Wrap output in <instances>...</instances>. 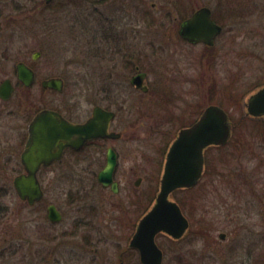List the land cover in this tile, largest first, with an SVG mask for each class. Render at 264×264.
Returning <instances> with one entry per match:
<instances>
[{"label":"rangeland","instance_id":"rangeland-1","mask_svg":"<svg viewBox=\"0 0 264 264\" xmlns=\"http://www.w3.org/2000/svg\"><path fill=\"white\" fill-rule=\"evenodd\" d=\"M201 4L210 7L224 25L217 41L218 60L212 69H201V94L190 82L181 81L175 90L166 85L176 95L161 101L154 112L171 111L189 120L195 112L193 105L198 109L215 104L229 114L235 127L231 142L206 152L207 172L198 185L172 195L182 203L190 222L182 240L174 243L160 236L156 242L164 252L163 264H264V119L246 118L243 109L247 96L264 85V0H195L193 7ZM117 7L113 1L100 0H54L50 8L41 0H0V15L6 23L0 34V53L8 48L0 79L10 76L16 60L32 67L38 82L44 76H59L64 88L58 99L66 102L74 94L75 114L80 119L88 117L94 105L106 104L103 89L121 93L128 104L142 100L125 82L117 55L103 49L106 28L117 22ZM36 51L40 56L32 60ZM110 74L114 78L107 82ZM27 97L29 109L38 107V83ZM174 134L175 130L150 126L123 133L115 144L126 148L133 135L138 152L122 155L121 164L141 170L120 177L117 194L100 189L94 180H55L60 171H49L41 181L46 204H55L63 214L54 227L48 224L46 204L32 209L19 205L13 176L0 179L4 188L0 191V264H117L118 253L126 250L133 225L158 187V180L148 179L145 173ZM3 167L12 169L14 164L3 161ZM138 175L142 179L136 186ZM76 197L79 200L69 205ZM86 198L101 208L96 222L103 226L106 240L75 251L71 228L83 221V213L74 209L86 204ZM123 259H127L125 264H136L133 255Z\"/></svg>","mask_w":264,"mask_h":264},{"label":"flooded vegetation","instance_id":"flooded-vegetation-1","mask_svg":"<svg viewBox=\"0 0 264 264\" xmlns=\"http://www.w3.org/2000/svg\"><path fill=\"white\" fill-rule=\"evenodd\" d=\"M45 8L53 6L54 0L49 3H45L41 0ZM99 1V0H97ZM104 2L117 3L118 19L114 27L109 25L103 35V49L106 52H113L117 55L120 63V69L126 73L125 82L129 86L134 95L143 97L140 101H133V104H128V99L124 98L121 93H115L103 89L106 104H96L92 107L90 115L85 119L77 118L75 114V95H69V99L66 102L60 101L58 96L63 92L64 80L59 76L43 77L38 82L37 72L30 67L23 60H16L13 71L10 76L0 79V87L4 81H7L10 87V95L7 99L0 97V159L6 164H14L11 168H0V179L8 180L13 176L11 180L12 189L17 196L19 205L29 207L30 209L36 208L39 205H45L46 192L42 187L41 181L44 180L49 171L58 168L60 172L55 173L53 179L57 180H94L102 190H108L112 194H117L120 190L119 178L129 173H137L139 170L122 166V155L137 154V147L133 138L135 136H129L130 140L126 143V148L117 146L115 142H119L123 139L124 132H138L143 131L146 126H150L151 129L155 128L161 131L163 128L166 131L175 130V134L168 139L163 148L157 152L158 159L153 168L149 169L147 173L148 179L158 180V187L154 194V197L150 199V202L144 209V212L137 219L133 225L132 233L130 234L124 252L118 253V263L125 264L127 259H123L124 255H133L136 264H140L139 255L135 249L128 246L130 239L135 231V227L150 206L153 204L156 194L159 189V181L162 177L165 157L170 144L173 142L177 133L192 126L204 111L205 107L201 105H193L195 112L192 118L187 116H177V114L171 111H164V113H156L154 110L161 101L173 100V92L166 85H171L175 90V86L181 83L190 82L198 89V93L201 94V78L200 72L204 69L213 68L218 60V39L224 34V25L219 22V19L213 13L212 9L206 4H201L198 7H193L195 0H100ZM197 2V0H196ZM190 4V6H189ZM201 7H208L211 11V21L221 26V32L215 36L210 44H205L202 41H195L181 34L182 25L189 19L195 11ZM6 27L3 14L0 15V34ZM194 39V38H193ZM11 42V39H10ZM196 50V51H195ZM8 48H5L0 53V75L3 73L2 65L7 63ZM33 54H37V58H33ZM31 55L32 60H37L40 56V52H33ZM23 63L32 72L34 79L30 86H26L17 77V65ZM202 69V70H201ZM198 72L197 75H193L192 72ZM191 74L188 76V74ZM14 75V76H13ZM200 75V76H199ZM108 81H112L114 77L109 75ZM181 79V80H180ZM61 81L60 88H54L45 86L44 82L48 81ZM36 83H38L41 100L38 102V107L29 109V101L27 92ZM189 84V83H188ZM155 85H161L160 88H155ZM157 89V90H156ZM199 96V95H198ZM145 98V99H144ZM137 104V105H136ZM32 105V103H31ZM219 106V105H218ZM31 107V106H30ZM99 107L106 112L113 114L109 121L107 132L117 134V137L111 138H94L87 140L78 148L66 147L63 148L60 153V157L52 160L49 165H41L36 173L37 180L42 190V198L39 202L29 205L26 200H21L17 195L13 180L15 177L24 174V167L21 162V155L25 150L27 140L29 138V125L34 117L42 111H51L54 115L61 117L64 121L71 124L85 123L92 117L93 109ZM142 107H146L143 109ZM221 107V106H220ZM197 109V110H196ZM55 117V116H53ZM242 117L241 119H243ZM247 118V117H246ZM249 119H252L249 117ZM255 119V120H262ZM231 130L235 125L231 122ZM177 125V126H176ZM176 127V128H175ZM165 132V131H163ZM220 148L216 146L208 147L205 151V165L201 179L207 172L206 152L210 149ZM3 149V150H2ZM111 152L115 156V165L111 174L113 182L117 183V192H113L110 187H103L98 182V175L104 169L107 163V155ZM56 153V152H54ZM142 176L138 175L135 182L141 181ZM199 180V182L201 181ZM134 182V184H135ZM198 182V183H199ZM198 183L190 189H179L174 191L175 193L188 192L195 188ZM3 187L0 186V191H3ZM89 198V197H88ZM86 198L84 205L77 206L74 210L76 212H82L83 221L81 223L74 222L71 228L70 240L74 244L75 251L85 250L91 244H98L106 240L103 233V226L97 224L96 218L99 217L100 207L95 205L92 199ZM79 197L71 199L69 205L77 202ZM87 201V202H86ZM176 201V200H175ZM178 203V201H176ZM53 205L57 212L63 218L62 212L57 208L55 204H46V218L50 226H56L61 222H53L48 218V207ZM180 206V204L178 203ZM7 211L11 209L7 206ZM180 209L184 214L181 206ZM189 222V220H188ZM190 226V222H189ZM82 229V230H81ZM164 236L170 242H179L182 240H172L169 237L160 234L157 236ZM156 238V240H157ZM81 242H79V241ZM76 241V242H75ZM77 249H76V248ZM160 248V247H159ZM79 258V257H78ZM164 259V252H163ZM83 262L85 259H78ZM163 264V262H162Z\"/></svg>","mask_w":264,"mask_h":264},{"label":"water","instance_id":"water-1","mask_svg":"<svg viewBox=\"0 0 264 264\" xmlns=\"http://www.w3.org/2000/svg\"><path fill=\"white\" fill-rule=\"evenodd\" d=\"M49 3L51 0H44ZM208 7H201L187 19L181 27V34L195 41L210 44L222 28L214 24ZM194 38V39H193ZM37 58V54H33ZM17 77L26 86H30L33 72L23 63L16 67ZM45 86L60 88L61 81L44 82ZM10 87L4 81L0 87V97L7 99ZM244 113L252 119L264 118V85L251 92L244 100ZM55 116V117H53ZM113 114L99 107L93 109L92 117L82 124H71L51 111L37 114L29 125V138L21 155L24 174L14 178L13 186L21 200L29 205L39 202L42 190L36 173L41 165H49L59 158L63 148H78L87 140L104 137H117L108 133L107 128ZM231 138L229 116L221 107L207 106L192 126L182 129L170 144L163 167L159 189L153 204L139 219L128 246L135 249L141 264H162L163 251L156 244L158 234L172 240H180L189 228V222L180 206L170 198L179 189L194 187L202 177L205 165V151L211 146H224ZM56 152V153H54ZM115 165V156L109 152L107 163L98 175V182L103 187H110L117 192V183L111 179ZM138 186L139 182H135ZM48 218L53 222L61 220L53 205L48 207ZM220 239L224 235L219 236ZM123 264V263H119Z\"/></svg>","mask_w":264,"mask_h":264},{"label":"trees","instance_id":"trees-1","mask_svg":"<svg viewBox=\"0 0 264 264\" xmlns=\"http://www.w3.org/2000/svg\"><path fill=\"white\" fill-rule=\"evenodd\" d=\"M216 17L219 19V22L222 24V21L220 20V18L216 15ZM233 131H234V128H233V130H232V136H233ZM232 136H231V138H232ZM229 142H231V139H230V141ZM218 149H220V148H218ZM178 203L180 204V206L182 205V203L180 202V201H178ZM183 207V206H182Z\"/></svg>","mask_w":264,"mask_h":264}]
</instances>
